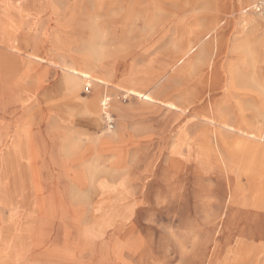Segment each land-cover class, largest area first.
<instances>
[{
	"label": "rangeland",
	"instance_id": "1",
	"mask_svg": "<svg viewBox=\"0 0 264 264\" xmlns=\"http://www.w3.org/2000/svg\"><path fill=\"white\" fill-rule=\"evenodd\" d=\"M8 1L18 8L10 16L18 27L11 36L37 57L23 75V88L37 96L29 97L26 110L15 118L0 112V137L20 119H32L37 178L27 186L39 189L43 200L36 202L26 189L18 196L11 176H0V245L8 243L9 253L21 246L20 237L7 235L18 224L29 228L30 240L40 247L25 257L28 264H264V211L229 198L239 176L241 197L246 200L255 183L256 200L264 173L255 174L264 172V158L256 157L254 147L243 168L218 167L200 152L205 128L192 114L161 104H180L187 78L176 72L180 66L173 72L168 66L185 43L181 32L193 33L209 46L200 62L206 77L191 73L189 91L210 90L207 97L219 114L250 128L241 136L243 145L264 148V54L258 45L263 33L250 32L245 19L264 20L244 13L256 0ZM87 48L105 64L94 69V76L109 86L102 90L92 81L86 96L82 90L90 80L78 87L77 99H96L93 124L80 108H70L58 70L60 60L70 65V56ZM104 96L110 98L111 130L100 108ZM10 97L6 93L0 105ZM63 131L83 143L101 139L75 144ZM177 141L180 155L173 153ZM116 156L123 162L112 170L95 162L83 175V165L94 158Z\"/></svg>",
	"mask_w": 264,
	"mask_h": 264
},
{
	"label": "bare ground",
	"instance_id": "2",
	"mask_svg": "<svg viewBox=\"0 0 264 264\" xmlns=\"http://www.w3.org/2000/svg\"><path fill=\"white\" fill-rule=\"evenodd\" d=\"M0 7V17L5 16V22H3V20H0V89L2 90L0 91V100L5 97L6 93L7 95L9 94L11 96V101L0 105V112L2 113V116L6 115L15 118L26 110L30 99L29 97H33V95L37 93L36 91L31 92L23 88V75H25V65H27V67L29 66V64L35 65V61H38L36 60V56L28 54L27 52L25 53L23 47L24 44H22L21 40H19V37L11 36V31H16L18 27L16 23L12 22L10 16L12 14V11H14L13 9L18 10V8L16 6L9 7L8 0H0ZM261 19L264 20V18ZM245 22V24L250 27V32L257 30L259 31V33H263L261 36L258 37V45H261L260 54H264V22L261 24L255 22L251 18L245 19ZM182 32L180 37L181 39L183 38V40H185V43H180V46L177 47L175 51L176 56L174 57L176 59H174L171 65L168 66V69L169 71L173 72L177 67L180 66L181 68L176 70V72L178 73L180 71H183L182 73H185L187 78L186 86L181 88L182 92L179 90L177 91L183 94V96L181 97L180 104H178V106L169 102H164L161 104L173 110L186 112L189 115L192 114L193 117L196 119V124L198 126L201 125L205 128L206 131L204 130L200 134L201 138L204 136V139L199 149L205 157H207L208 159H213L218 165V167L224 169L227 165H231L236 169H240L241 167L243 168L247 159H249L250 157L253 159L254 156H252L251 151L254 149V147L256 148L254 150L256 157L264 158L263 147L256 146L255 144V146H253L252 143L246 146L243 145L245 141L241 140V136L245 135L246 132H251L250 128L246 126L245 122L239 121L238 124H233L228 121L222 114H219L218 110H216V108L211 105L212 98L207 97V94L210 92V90H202V88L200 87L199 90L194 88L192 91H189V78L192 76L191 73L197 71L196 78L202 77L203 79V77L205 76L206 68H203L200 62H203L201 60L203 57L201 56L205 53L209 45L207 43H204V41H202V38L196 37V35H194L193 33L185 34L186 32H184L182 34ZM238 32V34H242V31ZM250 52L251 49L246 47L245 53ZM193 55L194 57H197L195 60H193ZM69 60L71 61L70 65H68L66 61L62 60H60L58 64V70L62 74V81L60 83V87L64 95L67 97V102L71 103L70 108H72L73 106L80 108L83 114H86L91 117V124H93L95 123V116L97 114L96 99L93 98L89 101L82 102L77 99L76 94L78 87L84 79H89L90 82L93 81L94 85L99 86L100 88H102V90H104V87H109L107 86V84H105L106 82H103L101 77L97 78L94 76V69H102L104 68L105 64L101 60V57L97 53V51L93 50L92 48L85 49L84 53H81V51L74 52L72 56H70ZM79 68H81V70L84 69V72L81 71ZM192 78H194V76ZM229 80L230 81L228 84V89H231L233 87V76L231 74L229 75ZM201 84L204 83L202 82ZM41 87H44V82H41L39 89ZM196 87L199 88L198 86ZM39 89L37 88V90ZM47 93L48 92H46V94ZM19 97L22 98L21 101L19 100ZM140 97L145 98L143 95H140ZM105 98L109 97L104 96L100 100V108ZM102 108L101 110L104 111V108ZM120 109L121 108L115 107V110L118 113L120 112ZM20 120V125H15L14 129L11 132H5V134L0 137V154L4 156V160H6L7 164L4 168L0 167V176H11V178L13 179V185L18 193V196L19 192H24V189H26V191H29V193L32 192L34 194L35 201L39 202L43 200L39 189L35 188L34 186L32 190L29 189L30 187L27 186V181L28 183L29 180L34 182L37 178L36 163L38 156L37 153L34 151L30 133L31 124L33 122L32 119H25V117L22 121ZM221 133H225L226 137H221ZM60 134H64L66 140L75 144H85L86 142H89V140L98 141L101 139L98 137L94 139L88 138L87 141L83 143V140L79 136L75 137L71 131H63L60 132ZM238 134H240L239 137ZM86 144L88 145L89 143ZM173 147V153L175 155H180L181 147L179 146V141H177V143H175ZM86 150L87 151L85 154H88V152L90 153V151H88L89 149L86 148ZM0 158H2V156H0ZM114 158L116 159L112 158L110 161H99L98 159L94 158V163L83 165V175H86L88 172H90L92 170V165L96 163H101L104 169L112 170L115 166L119 165V163L123 162V158L120 156H116ZM255 160L257 161V159ZM259 172L260 173H257L255 175L260 176L264 173L261 171ZM238 177L239 176H237L236 186H230L231 194L229 198L232 200V202H243L242 204H244L245 207H247L248 209L252 208L254 210L264 211V183L260 187L262 193L257 195L256 200H252V196L254 195L253 190L256 186L255 183H251L246 196L247 199L244 200L241 197L242 189L240 188V184L238 185ZM168 225L166 227H168ZM19 227L20 226L18 224L10 226V228H8L7 235L12 234L13 236L16 235L20 237L21 240H23L21 246L19 245V247H17L18 249L13 248L14 251L11 250V252L9 253V248L7 246L8 243L6 244L2 242V245H0V264H28V261L25 260V257L29 256L34 251H39V245L36 242L30 240L29 228H23V230H21V228ZM245 245L248 246V249L250 250H252L254 247L252 243H246ZM24 260L26 262H24ZM29 260L31 261L32 258H29Z\"/></svg>",
	"mask_w": 264,
	"mask_h": 264
},
{
	"label": "built area",
	"instance_id": "3",
	"mask_svg": "<svg viewBox=\"0 0 264 264\" xmlns=\"http://www.w3.org/2000/svg\"><path fill=\"white\" fill-rule=\"evenodd\" d=\"M252 12L255 15H258L261 18H264V0H256L253 5H251L250 8L246 9L244 13H250ZM91 92V83L87 82L85 84L82 93L84 95H89ZM110 102V98H105V100L102 102V107L104 108V117H105V122L106 126L108 129L113 128V118L110 116V113H108V104Z\"/></svg>",
	"mask_w": 264,
	"mask_h": 264
},
{
	"label": "crops",
	"instance_id": "4",
	"mask_svg": "<svg viewBox=\"0 0 264 264\" xmlns=\"http://www.w3.org/2000/svg\"><path fill=\"white\" fill-rule=\"evenodd\" d=\"M0 15H1V7H0ZM0 20H3V22H5V16H1L0 17ZM91 83V82H90ZM92 84V83H91ZM91 87H92V85H91ZM104 94H106L107 96H110V94H108L107 92L106 93H104ZM119 94V93H118ZM119 95H122V93H120ZM86 96V95H85Z\"/></svg>",
	"mask_w": 264,
	"mask_h": 264
}]
</instances>
